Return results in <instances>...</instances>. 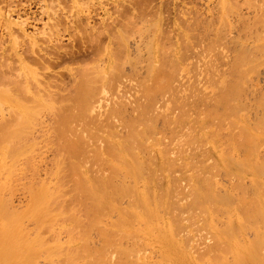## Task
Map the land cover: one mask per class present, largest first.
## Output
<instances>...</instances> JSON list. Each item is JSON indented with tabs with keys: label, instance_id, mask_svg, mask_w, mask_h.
Segmentation results:
<instances>
[{
	"label": "bare ground",
	"instance_id": "bare-ground-1",
	"mask_svg": "<svg viewBox=\"0 0 264 264\" xmlns=\"http://www.w3.org/2000/svg\"><path fill=\"white\" fill-rule=\"evenodd\" d=\"M82 1L84 0H2V3L0 2L5 3L4 6L0 4L2 34L0 36L3 38L2 41L0 40V101L10 100L9 104L13 103L12 106L14 101H16L15 106L19 104L17 111L14 110L17 107L9 105L13 108L10 109L13 112L10 111L8 117L0 116V170L6 167L5 172L9 173L7 179L0 181V264H41L39 258L44 259V264L45 260L48 261L47 264H53L56 256L58 258L55 261L59 264H153L154 260L153 263L145 262L148 258L147 246L159 247L163 258V261L160 259L162 264H189L188 254L184 252L186 248H183L186 242L197 248L198 252L195 250L197 254L204 249L208 254L214 255L222 252L226 245L229 247L232 244L228 236L232 238L235 230L244 228L245 221L241 217L247 219L250 225L253 224L252 227L259 220L260 223L263 221V225L264 203L258 200L259 198L256 199V193H252L255 197L248 198L244 195L247 191L242 190V196L238 184H241L240 182L247 176L258 180V177L264 175V149H262L264 144L261 147L264 137V115L261 122L255 124L256 132L249 131L248 126L244 124L238 125V130H230L228 135L220 133L224 127L229 128L237 122L245 123L244 116L238 115L246 108L247 103L243 100H259L258 103L264 110V92L257 97L254 96L258 90L261 92L264 88L250 92L248 86L244 84L246 86L244 89L241 86L242 82L237 83L241 79L236 82L237 79L234 81L230 77L233 73L234 78H237L236 74L241 69H245L247 62L244 58L248 55L244 52L237 55L242 57H238L237 62L235 59L234 65L231 62L230 66L233 67L229 68L227 75L226 72L221 73L218 69L220 73L216 75L213 73V78L211 71L207 69L213 78L207 80L208 88L201 87L203 81L200 79L186 86L187 83H179L177 71L180 67L172 66L169 72L161 65L153 64L147 74L146 70L142 71L137 64L143 58L141 52L145 48L142 42L145 36L143 33L144 36L136 42L132 44L128 42L130 44L127 47L128 54L129 56L135 54L136 61H131L135 58L127 57L125 52L124 56L127 58L123 67L112 61L105 68H100L104 65L101 63L75 70L70 86L60 77L59 82L54 78L51 79L49 75H45L40 80L37 73L26 70V66L24 71L22 64L26 65L25 55L17 51L15 42L21 39L26 54L36 51L43 52L44 55L61 51L66 53V48L60 43L64 33L72 28L76 36L85 34L82 33V28L76 25L78 22L81 23L82 13L77 11L71 14L68 10L69 3L82 4ZM90 1L95 3V0ZM33 2L37 4L38 11L32 16L26 8L30 9ZM86 9L88 13L84 12L87 15L85 20L87 19L86 24L90 25V20L94 17L93 11L90 7ZM22 11L25 16L21 14ZM15 14H18L16 19L13 17ZM108 18L112 17L109 15ZM38 22H42V26L30 33L28 28L37 26ZM134 23L127 21L123 24L119 23L118 26L133 27ZM112 24L110 26H113ZM192 25L195 24L189 22L187 26L192 28ZM88 27L94 29V25ZM112 30L111 28V32ZM143 32L146 31L143 29ZM182 33L180 32L179 37ZM95 35V31H91L88 37L94 39ZM198 37L197 39L201 41V37L200 39ZM218 37L220 39V36ZM223 37L221 36L222 39ZM7 41H11L10 46L6 44ZM124 48L122 51H125ZM184 48L186 49L187 46ZM104 50L109 59L115 54L110 48L106 47ZM175 53L178 54L179 51L175 50ZM10 55L15 58H10ZM44 55L41 59L42 63L45 60ZM156 56L157 59L160 58L157 54ZM250 58L248 56L246 59ZM11 59L18 64L17 67L12 66L9 61ZM243 59L246 63L241 62ZM47 61L42 64L44 70H49ZM212 69L215 70V66L213 68L212 65ZM99 79L107 80L108 84L96 85L101 82ZM126 81H129L130 85L129 82L126 84ZM197 81H201L202 85L199 86ZM121 86L126 90L122 88L124 91H121L116 88V98L112 99L110 97L112 94L108 97L103 95L105 88L113 87L115 90V87ZM127 87L129 90H134L132 99L130 97L124 99L125 95L119 94L120 91L122 94L128 91ZM246 91L254 97L250 99L249 94H246L247 99ZM43 109L49 114V117L45 114L48 122L41 130L34 132V126L42 121L39 116L43 115L41 114ZM233 117L237 119L232 120ZM37 119L40 122L36 121ZM159 120L162 121L161 126L157 124ZM207 125H215L217 128L210 127L211 133H208L205 130L208 129ZM41 141L42 144L53 147L52 158L47 164L43 162V168V165L32 163L34 159L32 154L38 149ZM155 149L158 151L156 154L158 158L154 154ZM209 161L212 163L210 164ZM198 163H203L204 166ZM220 168L224 170L227 168L225 175L228 174V178L233 176L232 180L238 181L237 184L234 180L237 188L232 190H239L240 198L232 196L231 189L228 193H221L223 190L218 186ZM221 170L223 173V169ZM184 179L190 186L189 189L186 188L188 186L186 182H182ZM164 181H167L169 186L157 187ZM260 181L254 184H259ZM147 183H151L152 188L150 184L147 187ZM181 183L187 185H184L186 191L190 190L187 197L190 196L191 202L184 206L179 204L180 199H178V193L182 192L184 187H181ZM153 184L157 185L160 191L153 187ZM19 187H23L28 193V203L23 209L12 205L14 194ZM185 189L183 188L186 193ZM172 197L176 202L171 201ZM233 198H238V201L236 199L232 203ZM64 203L72 204L70 210L65 209V213L72 212L71 215L68 214L69 217L71 216V221L66 213L69 224L65 223L67 220L61 219L63 226L57 228L56 225L62 223H57V218L65 216ZM158 205L168 210L167 213L172 216L173 221L169 218L162 221L160 216L166 214V211L160 215L155 207ZM194 210L196 212L193 213L194 215L191 212V217L184 216L185 213L190 214L189 211ZM231 210L235 212L237 222L233 221L232 216L231 221L228 219L227 213ZM218 211L225 212L222 214L228 219L223 227L216 226L209 219L213 212ZM195 216L197 218L193 219ZM30 217L36 220L37 230L30 229L28 224H25V218ZM191 219L192 223L187 224ZM256 228L258 233L259 227ZM206 229L209 230L207 233ZM202 230L205 232L204 235ZM194 231L197 233L193 234ZM47 232L52 234V239L46 236ZM62 232L67 233L66 238H62ZM206 234L209 240H213L212 242H206ZM261 237L258 235L257 240L252 242L254 248L244 246L237 249L238 264H254L262 260L256 251L263 242L264 238ZM63 239L69 244L64 243ZM71 242L76 243L71 245ZM246 243L248 242L243 244ZM191 254L189 255H195ZM198 256L200 255L196 258ZM200 257L195 259L204 260V257ZM220 258L223 259L222 256ZM214 260L216 259L213 257L208 261ZM157 262L154 264H160ZM219 262L217 261V264Z\"/></svg>",
	"mask_w": 264,
	"mask_h": 264
},
{
	"label": "rangeland",
	"instance_id": "rangeland-1",
	"mask_svg": "<svg viewBox=\"0 0 264 264\" xmlns=\"http://www.w3.org/2000/svg\"><path fill=\"white\" fill-rule=\"evenodd\" d=\"M31 1H33V0H31ZM88 2H90L91 5ZM2 5L4 6L5 3L1 4V6ZM68 6H67L69 8L68 10L70 11L71 14H75V12H77V11L82 13V16H83L82 21H81V23L78 22L76 25L79 26L80 29L82 28L81 29V30H83L82 33H85V34H81V36H78V35L76 36L73 34L72 28H70L69 31L65 32L62 39L60 40V43L66 48V50H67L66 53H64V51H61L58 53L53 52L54 54L44 55L43 52L36 51V53H27L26 54L25 53L26 51L23 50L24 44H23V42H21V39H20V41L18 39L19 42H15V44L17 46L16 47L17 51L23 52V54L25 55V61L24 62L26 65L22 64L24 71L33 70L34 72L37 73V76L39 77L40 80H41V78L43 79L45 75L46 76L49 75L51 77V79L52 78L56 79L55 81H58V80L60 81V78H61V80H63L67 85L70 86L73 82V79H74V71L75 70H80L81 68H85V67H91L93 65H101V63L104 65L100 66V68H105L107 65L111 64L112 61H114V63L116 65L123 67L127 57L131 56L130 58H132V59L135 58V60H131V61H136V59H137L136 58L137 56L135 54H133V56L132 55L129 56L128 49H127V47L130 45L129 43L131 42V44H132L133 42H136L137 40H139L140 38H142L145 35L142 38V42H143V44H145V45H143V47H145V48H143L142 52H141V53H143V58H142L143 60L142 59L139 60V63L137 65L139 67H141L142 71L146 70L145 71L146 74H147L149 69H152L151 65H153V64H156L157 66L161 65V67L165 68L166 71H169V72L172 70V66H174V67L176 66V67H180L179 70L177 69L178 70L177 73L179 72L177 74L178 79H180L178 81L179 83H181V84H182V82H183V84L187 83V84H185V86H186V85H188V83L190 84V82L193 83L197 79H200L201 81H203V86H201L202 85L201 81H200L201 83L199 81H197L199 86H201L203 88H208L209 81L213 77V73L216 75V74H219L220 72L222 73V71H224V72H226V75H227L229 70H230L229 68L233 67L234 63H236L237 60L239 59L238 57L241 56V55L240 56H237V55H239L240 53L243 54V52H244V53H246V55L249 56V58L251 57L252 59L251 58L246 59V58H248V56L245 57L244 59L247 62V64H245V66H244L245 69L244 70L241 69V71H239L238 74H236L237 78L236 77L234 78L233 73H231V76H230L231 79H234V81L237 79L236 82L239 79H241L242 81L239 80L237 83L240 82L239 84H241V82H242L243 84H241V86L243 88L244 87L246 88V86H248L250 89V92H251V90H255L257 88H259L261 90L264 88V17H263L264 16V0H95V3H92L90 0H84V1H82V4H81V2H79L78 4L74 3L73 5H71V3H69ZM86 6H88V7H86ZM89 7L93 11L92 14L94 16L93 17L94 20L93 19H92L93 21L90 20L91 24L87 25L86 24L87 19L85 20V17L87 16L86 13H88L87 12L88 10L86 8L89 9ZM26 9H27V12H29V13L31 12L32 16H33V13L35 11H38L37 10L38 6L35 2H33L30 6V9L28 7ZM22 12H21V14H23V16H25L24 12L23 13ZM84 12H86V13H84ZM16 15H18V14L13 15V17L15 19L17 18ZM109 15L112 17L111 19L108 18ZM141 16H142V18H139ZM195 18L196 19L198 18V20H196ZM193 19H195V21ZM111 21H116V22L118 21L119 23H122V24L126 23L127 21H129V22L134 21L135 23L133 24V27L132 26L131 27L125 26L123 28L122 26H118L119 23L114 22V24H116V25H114V24H112ZM143 21H145V22H143ZM183 22H184V24H183ZM189 22L190 23L193 22L195 24V25H192V28L190 27L191 26L190 25L189 26L190 29H188L189 27L187 26ZM144 23H145V25H144ZM209 23H211V24L209 25ZM106 24H109V25L107 26ZM111 24L113 26H110ZM36 25L37 26H30L28 28V31L30 33H33L35 31V28L42 26V22H38ZM93 25H94V29L91 30V28L88 26H93ZM142 25H144L145 27ZM194 26H195V28H194ZM222 26H223V28H222ZM108 27H109V29H108ZM111 28L113 29L112 32H111ZM142 28L146 32H143ZM205 28L207 30H205ZM203 29H204V32H203ZM117 30L119 31L120 34L118 33ZM147 30H148V32H147ZM187 30L188 31L190 30V31L188 32ZM193 30H195V31H193ZM198 30H201V31H198ZM219 30H221V31H219ZM91 31H95V33H96V35H95L96 37L94 39H91L90 37H88L89 34L91 33ZM180 32L181 33L183 32L182 33L183 36L181 35L182 38L179 37ZM172 33L175 35L177 34V38H175V35L172 36L173 35ZM0 34H1V32H0ZM37 36L41 37V35H37ZM148 36H149V38H148ZM218 36H220V39ZM221 36L222 37L224 36L223 39L221 38ZM197 37L199 39L201 37V41L198 40ZM127 38H129V40ZM133 38H134V40H133ZM203 38L205 41H203ZM214 38H216V39H214ZM208 39L209 40L211 39V41L214 39L213 41H215V42L212 41V43H214L213 44L214 46L211 45L212 43ZM0 40L1 41L3 40V38L1 36H0ZM130 40H132V41H130ZM186 40H188V41H186ZM216 41H217V43H216ZM204 42H205V44H204ZM123 43H125V45ZM187 43H189V44H187ZM208 43L213 48L211 46H209ZM6 44L10 46L11 41H7ZM215 44H217V45H215ZM198 45H200V46H198ZM104 46H105V48L107 47V49L110 48V50L112 52L113 51L115 52L114 55L111 52L113 55L111 59L106 57V50H104L105 49ZM123 46L126 47V49ZM185 46H187V48L189 47L193 51L192 50L189 51L190 49H187V48H186L187 49V51H186V49L184 48ZM123 48L125 49V51L123 50L124 52L122 51ZM112 49H114V50H112ZM175 50H178L179 53L176 54ZM125 52H126L127 57L124 56ZM41 54L44 55L43 59H45L43 61V63H45L48 60L46 64L49 65V70H46V69L44 70V67H43L44 64L41 62L43 55H41ZM156 54L160 57L159 59H157ZM235 56L237 58H234ZM45 57L46 58L48 57L49 59L48 58L46 59ZM105 57L107 59H105ZM10 58H15V57L10 55ZM235 59H236V62H235ZM244 59L241 60V62L243 61V63H246L244 61ZM9 61L12 63V66H15V67L18 66V64L16 62H14V59H11ZM251 61L254 63L253 64L248 63ZM231 62L233 63L232 66H230L232 64ZM255 62H256V65H255ZM126 65L128 66V64H126ZM177 65H179V66H177ZM212 65H213V68L215 66V70L212 69ZM247 65L249 68L247 67ZM24 66H26V70H25ZM20 68H22V67H19V69ZM19 69H17V70H19ZM207 69L209 71H211L210 74L212 75V77L209 74V71ZM218 69H220L219 70L220 72L218 71ZM44 72H46V73H44ZM169 72H167V73H169ZM243 72L245 75L243 74ZM239 73H240V75H239ZM241 74L244 75L243 78L245 80L242 79ZM246 75H247V77H246ZM238 76H239V78H238ZM57 77H58V79H57ZM207 77H208V79H207ZM106 79H108V78H106ZM99 80H97V81H99ZM125 80L123 82H125ZM207 80H209V81L207 82ZM253 80H255V81H253ZM100 81H99L100 83L96 82L97 83L96 85L104 84L106 86L108 84L107 80L102 79ZM128 82L126 81V84H128ZM204 82H205V84H204ZM244 84L246 86H244ZM129 85H130V82H129ZM122 86L121 87H115V90L113 87L112 88H105V93H103V95L104 96L107 95L106 97H108L112 94V96H110V97L112 99H113V97L116 98L117 97L116 96V88L118 90L124 91V90H122V88H123ZM129 87H127L128 91H125L127 93L124 92L125 94L124 93L122 94L121 91L119 92V94L121 96L125 95L124 99H126V98L129 99L128 97H130L131 99L133 98L132 92L134 90L133 91L129 90ZM242 87H241V89H243ZM118 90H117V94H118ZM125 90H126V88H125ZM259 91L260 90H258V92H256L257 95H256V93H255V95L253 93V95L255 97H257L258 95L263 94L264 89H263V91H261L262 93ZM250 92L249 93H248V91L245 92V96L247 99H248V97H247L248 94H249L248 95L249 98L251 97L250 99H252V97H254V96L250 95ZM9 101L10 100H7V101L1 100L0 101L2 104V105H0V116L3 115L4 117H8L10 115V111H11V113L13 112L12 107H17V105H19V104H16V106H15L16 101H14V106H12L13 101H11L12 104H9L10 103ZM158 101L162 102L163 100H158ZM243 101L245 103H247L246 108L244 111H241V113L238 115L244 116L245 123L237 122L234 125L232 124L229 128L224 127L220 131L221 134L228 135L230 130H238L237 126L238 125H244V124H246L248 126L247 128L249 129V131L256 132L255 124L261 122L262 116L264 115L263 107L258 103L259 100H249L248 99V100H243ZM9 105L12 107L10 108ZM171 107H173V106H171ZM10 109H12V110H10ZM16 109L18 110L19 108L18 107L14 108L15 111H17ZM46 111L48 112V110H46ZM129 111H131V110L129 109ZM168 112H171V111H168ZM41 114H43L42 115L43 117L40 115L41 117L39 116V119L42 121L40 122L39 119L36 120L40 123H38L34 126V132L41 130L43 128V125L46 122H48L47 115L49 117V114H47L44 111V109H43ZM45 114H47V115H45ZM44 118H47V119H44ZM235 118L236 117H233L232 120L237 119V118L236 119ZM157 124L159 126H161L162 121L161 120L157 121ZM207 126H208V129H205V130L208 131V133L209 132L211 133V131L209 130L210 127H213V128L216 127L215 125L214 126L213 125H207ZM259 128H260V126H258V129ZM167 139L168 138H166V140ZM263 144H264V137L262 138L261 147ZM35 148H36V146H35ZM155 148H157V147H155ZM262 149H264V146L262 147ZM154 152H155L154 154L156 156V154L158 152L157 149H155ZM52 154H53V147L49 144H42V141H41V144L38 145V149H36L32 154V156L34 157L32 163L39 164V166L43 165L42 166V168H43L44 167L43 162H46V164H47L50 161V159L52 158ZM7 160H8V163L10 164V160L8 158H7ZM211 163L212 162H210V164ZM198 164L200 166H204L203 163H201V164L198 163ZM207 165H208V161H207ZM25 167H27V166H25ZM220 169H223V173H222V170L220 171ZM220 169H219V172L221 175L219 174L220 175L219 176L220 181H219L218 186L221 187V189L223 190V192H221L222 194L224 192L228 193L229 191L232 190V188H235L237 186L238 181L236 182V180L234 179L235 182L237 183L236 184V183H234V180H232L234 178L233 176L228 178L229 175L228 174L225 175L226 173H224V172H227V168H225L226 171L224 170V168H220ZM5 170H6V167L4 170H0V181L1 180L4 181L5 179H7V176L9 175V173L5 172ZM221 179H223V181H221ZM243 179L244 180L242 182H240L241 184H238V185H240L238 187V189H240L241 192H242V190L247 191V193L245 192L244 195L248 196V198H251L254 196V194H252V193H256V195H257L256 199L259 198L258 200H261L264 203V195L261 194V193H264V190H263L264 189V187H263L264 183H260V182L264 181L263 180L264 175H261V178L258 177V180H254L252 178H249L248 176L243 178ZM259 179L260 180L262 179L263 181L262 180L260 181ZM224 180H226V181H224ZM244 181H246V182H244ZM256 181H260L259 182L260 185L258 183L254 184ZM182 182L185 183L186 180L184 179ZM148 184H150L151 186ZM167 184H168L167 181H164L162 183V185L160 184L161 186H157V185L156 186L161 188V187L169 186ZM185 184L188 185L187 182ZM185 184H182L181 187L184 186ZM187 185H185V186H187ZM140 186H141V184H140ZM146 186L147 187L150 186V188H152L151 183H147ZM156 186H155V184H153V187H155L156 189H159ZM185 186L183 187L184 189H185ZM188 187H190V186L188 185L186 188L189 189ZM259 187H261V188H259ZM140 188H142V187H140ZM183 188H182V192L178 193V199H180V202L179 201L178 202L181 206H184V205H186V203L191 202V200L189 198L190 196L187 197L190 193V190L186 191L187 189H185L186 193L189 192L186 195V197H187L186 198L185 197L186 193L184 192ZM229 189H231V190H229ZM253 190H254V192H253ZM159 191H160V189H159ZM238 191L237 190L235 191V189H234L231 191L230 194L233 193L232 196L235 195L236 197L238 196L240 198L241 195L243 194V192L241 193L239 191V193H241V195H240L238 193ZM249 191H251V192H249ZM261 191H263V192H261ZM157 192H158V190H157ZM183 192H184V194H183ZM185 198L187 199V202H186ZM183 199H184V201H183ZM236 199L238 201V198H236ZM236 199L233 198L232 203H234L236 201ZM151 201L152 202L154 201V199H152V196H151ZM151 201H150V204L154 207V204H152ZM171 201L176 202V200H173V197L171 198ZM27 203H28L27 190H25L23 187H19V190L14 194L12 205L18 206V208L23 209L26 207ZM63 205L65 206V207H63L64 213H65V211L68 210L72 204L68 205V203H64ZM67 205L69 207H67ZM155 207H157V211L160 212L159 213L160 215L165 213V211H166V214H163L160 216L162 221H164V219L166 221V220H168V218L173 221V218H171L172 216L167 213L168 210L166 208L164 209L162 206L159 207V205L155 206ZM66 208H68V209H66ZM159 209L161 211H159ZM191 212L193 214L196 211L195 210L189 211L190 214L185 213L184 216L187 215V217H189L188 215H190V217H191L192 216ZM55 213H58V211H55ZM66 213L64 214L65 216H63V218L60 216L61 214L59 215V217H61V218L60 219L57 218L58 219L57 223L62 222V223H58V225H56L57 228L59 226H63L62 220H64V219L67 220V221H65V223H67V224H69V219L71 221V216L69 217V215H71L72 212H70V214L67 213V215L69 214L68 215L69 219H67L68 217H67ZM222 213H223V211H218L217 213L213 212L212 216L209 219L213 222V224H215L218 227L225 226V224L228 222V219H230V221H231L232 217H233L232 218L233 221L237 222L236 221L237 218L235 217V212L233 210L230 211V213H232L231 215H230V213H227L229 216L228 219L225 215H223V214H225V212L223 214ZM233 213H234V215H233ZM221 215L224 218H222ZM205 216L206 215H204V217ZM195 218H197V216H195L193 219H195ZM241 218H243V220L245 221L244 228L239 230V229H237L238 228L237 227L236 228L237 230H235V232L232 233L233 239L230 238L229 236L227 237V238H229V241L232 242V244H230L229 247L226 245L225 248H223L222 252L216 253L217 255L216 254H214V255L208 254L207 251H205L204 249H202L204 251L200 250L199 253L197 254L196 251L198 252V250H196L197 248H195V246L193 247V246L189 245L187 242H186V244L184 243L185 245L183 246V248L184 249L186 248V250H184V249L183 250H184V252H186V254H188V258H189L188 260L190 261L189 264H192V263L193 264H213V263L217 264V261L219 262L220 260L221 261L218 264H238L236 261V258H238L237 256H239L238 254H236V252L238 251L237 249L239 247H244V246H246L247 248L253 247L252 242L257 240L258 235H260V237L262 236L261 237L262 239L264 238V229H263L264 223L262 225L263 221H261V223L259 222L260 220L257 221L258 224H257V222H255L254 226L257 225L259 227V229H261V230L258 229L259 232L257 233L256 232L257 226H255V227L253 226L254 227V229H253V227L251 226L253 224L250 225V222H248L247 219H245L244 217H241ZM191 223H192V219L187 221V224H191ZM25 224H28L30 229H36V230L38 229V227L36 225V220L32 217L25 218ZM200 224H202V223L200 222ZM78 229H80V228H78ZM45 230L46 229H44V231ZM42 231H43V229H42ZM207 231H209V230L206 229L205 232L207 233ZM64 232H62V234H61L62 238H64V237L66 238L67 233L64 234ZM203 232L204 231L202 230V234L204 235L205 232L204 233ZM194 233H197V231H194L193 234ZM45 234L48 238H51V236H52V234L49 232H47ZM208 234H209V232H208ZM208 234H206L207 236L205 235L206 236V238H205L206 242L207 241L212 242L213 240L211 241L208 239L209 238ZM65 240L63 239V242ZM139 240L141 241L140 238H139ZM97 242H99V241H97ZM97 242H95V244L92 243L91 246H93V244L96 245ZM244 242H248V243L243 244ZM64 243H66V242H64ZM74 243H76V242H71V245H74ZM143 243H144V241H143ZM66 244L67 245L69 244L68 241ZM144 244L146 245V243H144ZM144 244H143V247H145ZM63 245H65V244H63ZM186 245H188V246H186ZM148 247L149 246H147V249H146V253L148 255V258H147V260H145V262L148 261L146 263H153V260H154V263H156L158 261L157 263L162 264L161 261H163V258H162L161 252H160L161 250L159 251V247H157V246L156 247L150 246L149 248ZM191 247H193V248L190 249ZM189 249L191 250V252ZM192 250H193V252H192ZM256 251L258 252L259 257L262 258V260L260 261L261 263L260 262L259 263L264 264V239H263V242H261L260 247L258 249H256ZM158 252H160V254ZM191 253L195 254L196 256L200 255L202 257H204V255H208V257L205 256L204 257L205 261H204V260H201L202 258L200 256H198L201 259L199 258L200 260H196L198 257L196 258V256L192 255ZM221 253L222 254L224 253V254L222 255ZM189 254H191L193 257L190 256ZM211 256H212V258L214 257V259H216V260H214L213 262L212 261L209 262L210 260H212V258H210ZM220 256H222L223 259H221ZM151 257L154 259H152ZM190 257H192V258L190 259ZM57 258L58 257L56 256L55 259L57 260ZM208 258H210V259H208ZM55 259H54V262L56 264V263H58V261H55ZM160 259H161V261H160ZM39 261L41 262V264H44L43 263L44 259L39 258ZM47 262L48 261L45 260V264H47ZM54 262H53V264H54ZM259 263L257 261L254 264H259Z\"/></svg>",
	"mask_w": 264,
	"mask_h": 264
}]
</instances>
